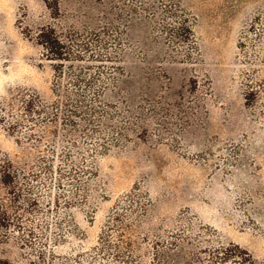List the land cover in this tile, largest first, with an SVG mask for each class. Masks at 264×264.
I'll use <instances>...</instances> for the list:
<instances>
[{"label":"rangeland","instance_id":"obj_1","mask_svg":"<svg viewBox=\"0 0 264 264\" xmlns=\"http://www.w3.org/2000/svg\"><path fill=\"white\" fill-rule=\"evenodd\" d=\"M180 1L196 45L170 42L160 20L133 22L125 37L130 48L119 59L132 77L121 93L110 88L103 98L112 103L129 92V102L144 109L146 134L98 155L94 175L86 170L92 142L81 140L78 154L43 146L32 165L38 177L30 181L37 206L25 230L0 241V264H119L114 251H96L106 235L150 251L185 237L202 247L234 245L250 264H264V107L245 104V79L257 67L248 64L250 45L238 48L252 23L264 26V0ZM58 9L42 0H0V98L19 92L54 98L57 63L46 59L35 34L44 26L60 35L95 32L86 18L100 7L61 0ZM113 49L93 48L77 65L105 79L109 65L92 57ZM17 136L0 125V152L20 156ZM120 205L131 234L110 226ZM27 231L30 238L20 241Z\"/></svg>","mask_w":264,"mask_h":264},{"label":"trees","instance_id":"obj_2","mask_svg":"<svg viewBox=\"0 0 264 264\" xmlns=\"http://www.w3.org/2000/svg\"><path fill=\"white\" fill-rule=\"evenodd\" d=\"M42 1L49 10L59 11L61 0ZM79 1H90L100 7L95 17L86 18L95 28V32L85 35H60L53 27L44 26L34 36L35 43L41 47L46 59L57 63L56 80L52 89L54 98L46 101L36 93L27 92L0 98V125L4 126L7 133L18 135L16 144L21 150L20 156L14 157L0 152V241L22 232L23 221L28 220L32 208L37 206L30 181L38 177L32 165L33 160L40 159L43 146L51 143L56 148H62L60 152L65 153L63 149L67 148L68 153V149H72L78 154L82 149L79 146L81 140L92 142V163L86 170L89 175H94L93 166L98 155L119 147L134 134L137 138L146 134L148 125L144 109L140 103L132 105L129 102V92L120 96L116 102L103 101L108 89L113 88L121 93L120 86L132 77L119 63L120 54L130 48L125 39L129 26L133 22L160 20L159 30L170 42L196 45L191 27L182 15L180 0H157L156 3H151L150 0ZM247 45L251 49L248 64L257 68L252 69L251 75L245 79V104L264 107V78L259 75L264 72L263 25L254 22L243 33L238 48L243 50ZM96 47L105 50L114 48L107 55L92 57L95 61L109 65L105 79L103 72L98 70L86 75L84 71L89 68L77 65L83 62L86 52ZM65 64H69L76 73L71 75L64 71L69 68ZM254 108L258 110L257 107ZM60 121L62 127L59 126ZM32 141L37 144H31ZM69 158V166L72 168L76 164L75 157L69 155ZM73 172L76 174L75 170ZM120 210L121 205L112 213L110 226L131 234L133 230L130 223L120 220ZM30 235L32 231H27V238H18L23 241L30 238ZM107 237L104 236L106 241H99L96 251L101 254L114 251L113 258L119 264H226L230 261L235 264L252 263L250 255L234 245L202 247L199 243L195 244L196 241L185 237L179 241H160L150 251L142 247L140 241L112 243L107 241ZM148 256L149 261L146 263Z\"/></svg>","mask_w":264,"mask_h":264}]
</instances>
